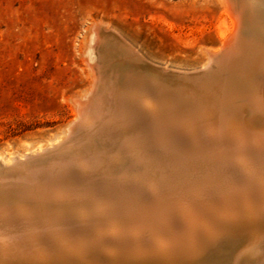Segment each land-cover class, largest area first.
Here are the masks:
<instances>
[{
    "label": "bare ground",
    "instance_id": "6f19581e",
    "mask_svg": "<svg viewBox=\"0 0 264 264\" xmlns=\"http://www.w3.org/2000/svg\"><path fill=\"white\" fill-rule=\"evenodd\" d=\"M219 1L228 19L200 68L239 43L241 54L195 86L148 63L151 84H136L141 55L90 26L93 81L57 142L69 150L0 157V264H177L220 240L213 264H264V0ZM35 152L48 160L28 166Z\"/></svg>",
    "mask_w": 264,
    "mask_h": 264
},
{
    "label": "rangeland",
    "instance_id": "374dc122",
    "mask_svg": "<svg viewBox=\"0 0 264 264\" xmlns=\"http://www.w3.org/2000/svg\"><path fill=\"white\" fill-rule=\"evenodd\" d=\"M222 6L219 0H0V157L25 155L51 141L63 153L69 150L58 143L76 118V98L93 81L82 56L91 25L100 22L117 32L148 64L186 71L203 66L207 50L220 45L218 24L228 19ZM109 57L137 68L114 51ZM139 67L136 84L148 87L153 70ZM31 155L36 159L28 166L48 160ZM218 245H206L202 261L177 264L217 263ZM159 261L152 264H170Z\"/></svg>",
    "mask_w": 264,
    "mask_h": 264
},
{
    "label": "water",
    "instance_id": "95a60500",
    "mask_svg": "<svg viewBox=\"0 0 264 264\" xmlns=\"http://www.w3.org/2000/svg\"><path fill=\"white\" fill-rule=\"evenodd\" d=\"M241 54V45L239 43V46L237 45L235 50L231 51L230 49H222L215 55H213L210 59V62L203 68H196L192 70H186V71H180V70H171V69H162V72H168L176 75V77L180 78L183 80L185 83L193 84L194 86L197 84L198 81H205L208 77H212L213 75H217L219 73L223 72V69L227 68L228 64L236 57ZM142 63H147L143 58H141ZM163 74V73H162ZM164 75V74H163ZM165 77H170L167 74H165ZM262 82V81H261ZM264 86V84H263ZM184 92H187L189 87H182ZM188 88V89H187ZM191 93L192 97L198 98L199 97V92L197 91L196 88L189 90ZM187 95V94H186ZM210 96V95H209ZM193 98V99H194ZM192 99V98H191ZM188 100L185 98L182 99V104H186ZM264 103V102H263ZM263 106L264 104L261 103ZM80 116L77 118L76 121H72L74 125L79 126L80 122ZM70 123V124H71Z\"/></svg>",
    "mask_w": 264,
    "mask_h": 264
}]
</instances>
